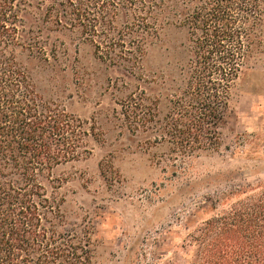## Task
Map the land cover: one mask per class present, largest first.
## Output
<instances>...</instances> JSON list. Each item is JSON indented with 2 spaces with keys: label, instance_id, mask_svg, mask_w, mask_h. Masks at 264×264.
Returning <instances> with one entry per match:
<instances>
[{
  "label": "trees",
  "instance_id": "16d2710c",
  "mask_svg": "<svg viewBox=\"0 0 264 264\" xmlns=\"http://www.w3.org/2000/svg\"><path fill=\"white\" fill-rule=\"evenodd\" d=\"M32 11L40 24L78 29L98 59L138 71L142 84L121 103L122 122L184 162L220 148L232 96L264 63V0H0V264H94L92 231L68 227L50 178L89 155L88 130L41 97L21 61L24 51L47 56ZM171 24L185 29L186 43L149 84L143 58ZM203 199L212 213L186 224L164 254L150 250L146 264H174L178 255L179 264H264V184ZM147 256L138 252L132 264Z\"/></svg>",
  "mask_w": 264,
  "mask_h": 264
},
{
  "label": "rangeland",
  "instance_id": "374dc122",
  "mask_svg": "<svg viewBox=\"0 0 264 264\" xmlns=\"http://www.w3.org/2000/svg\"><path fill=\"white\" fill-rule=\"evenodd\" d=\"M37 16H28L31 30L47 56L24 51L20 58L41 97L88 130L89 155L58 165L50 178L68 227L92 231L94 264H132L140 251L148 254L140 260L146 264L150 250L164 254L186 224L212 213L204 196L264 184V63L232 96L220 148L181 162L168 145L146 146L122 122L121 103L142 84L138 71L128 62L98 59L78 29L40 24ZM186 40L185 29L173 24L159 30L142 61L149 84L163 77L175 54L181 56ZM179 261L178 255L174 264Z\"/></svg>",
  "mask_w": 264,
  "mask_h": 264
}]
</instances>
